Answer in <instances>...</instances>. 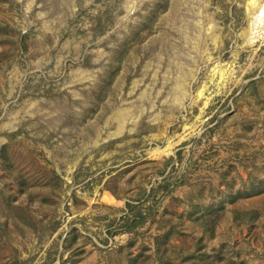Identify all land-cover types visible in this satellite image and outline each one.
<instances>
[{"label": "rangeland", "instance_id": "obj_1", "mask_svg": "<svg viewBox=\"0 0 264 264\" xmlns=\"http://www.w3.org/2000/svg\"><path fill=\"white\" fill-rule=\"evenodd\" d=\"M0 264H264V0H0Z\"/></svg>", "mask_w": 264, "mask_h": 264}]
</instances>
